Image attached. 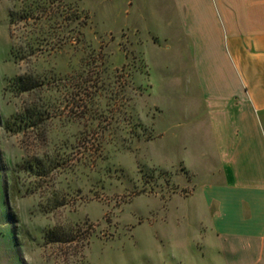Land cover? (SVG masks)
I'll use <instances>...</instances> for the list:
<instances>
[{
  "label": "rangeland",
  "instance_id": "1",
  "mask_svg": "<svg viewBox=\"0 0 264 264\" xmlns=\"http://www.w3.org/2000/svg\"><path fill=\"white\" fill-rule=\"evenodd\" d=\"M29 1L0 0V264H198L202 108L172 0H64L80 41L18 59Z\"/></svg>",
  "mask_w": 264,
  "mask_h": 264
},
{
  "label": "crops",
  "instance_id": "2",
  "mask_svg": "<svg viewBox=\"0 0 264 264\" xmlns=\"http://www.w3.org/2000/svg\"><path fill=\"white\" fill-rule=\"evenodd\" d=\"M172 7L202 108L192 149L202 154L206 218L198 264H264V0H172Z\"/></svg>",
  "mask_w": 264,
  "mask_h": 264
},
{
  "label": "trees",
  "instance_id": "3",
  "mask_svg": "<svg viewBox=\"0 0 264 264\" xmlns=\"http://www.w3.org/2000/svg\"><path fill=\"white\" fill-rule=\"evenodd\" d=\"M76 8H69L64 0H30L17 11L10 12V21L16 30H23L21 43L12 44L15 58L26 59L36 53L53 52L67 43L80 41L81 20ZM41 33L32 36V33ZM44 80L25 74L16 75L11 81L14 90L26 92L44 84ZM87 88H83V91ZM81 89L75 95L79 97Z\"/></svg>",
  "mask_w": 264,
  "mask_h": 264
}]
</instances>
